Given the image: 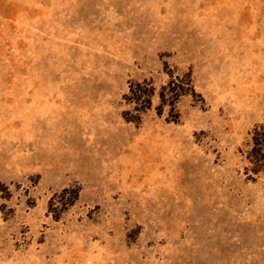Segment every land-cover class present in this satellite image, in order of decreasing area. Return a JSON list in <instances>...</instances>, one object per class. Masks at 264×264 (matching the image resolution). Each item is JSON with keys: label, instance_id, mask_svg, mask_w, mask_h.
<instances>
[{"label": "rangeland", "instance_id": "374dc122", "mask_svg": "<svg viewBox=\"0 0 264 264\" xmlns=\"http://www.w3.org/2000/svg\"><path fill=\"white\" fill-rule=\"evenodd\" d=\"M260 126L264 0H0V264H264Z\"/></svg>", "mask_w": 264, "mask_h": 264}, {"label": "trees", "instance_id": "16d2710c", "mask_svg": "<svg viewBox=\"0 0 264 264\" xmlns=\"http://www.w3.org/2000/svg\"><path fill=\"white\" fill-rule=\"evenodd\" d=\"M180 82V85H177L174 81V79H171V81L167 85V90L170 92V96H173L172 99L169 101V105L172 107L175 100H178V98L182 95L187 94L188 92L194 93L193 87H191L190 79L187 78L186 80H178ZM165 89H163V92L160 93V98L162 101H165ZM130 96L127 97V100L129 102H133L135 104H139L143 107L148 108L150 106V97L152 96L153 89L150 88L146 83L143 84H131L129 87ZM132 121V120H130ZM135 121H138L135 120ZM253 148H252V156L256 158V161L259 162L261 159L264 158V126L257 127L253 132Z\"/></svg>", "mask_w": 264, "mask_h": 264}]
</instances>
